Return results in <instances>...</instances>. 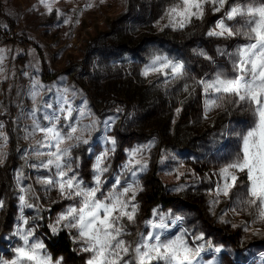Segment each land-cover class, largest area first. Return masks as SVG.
Wrapping results in <instances>:
<instances>
[{"label": "rangeland", "instance_id": "obj_1", "mask_svg": "<svg viewBox=\"0 0 264 264\" xmlns=\"http://www.w3.org/2000/svg\"><path fill=\"white\" fill-rule=\"evenodd\" d=\"M89 2L56 0L49 13L40 0H0V50L5 56L0 73V133L7 138L0 181L5 183L9 178V186L0 189V200L4 202L0 208V255H10L11 248L18 243L12 233L20 215L21 193L16 177L22 171L27 177L23 185H31L39 197L29 198L39 206V214L36 208L24 209L30 220L36 218V236L44 241L54 260L62 258L63 264H77L53 253L50 238L45 235L49 223L72 201L61 199L56 191L45 192L36 178L47 173L29 166L38 163L32 152L40 138L25 139L26 129L31 127L25 113L33 106L28 92L35 78L45 89L74 88L78 93L76 105L84 101L97 120L112 121L108 135L115 137L117 144L108 160L111 167L106 174L109 182L106 187L112 182V173L119 172L126 162L127 150L152 145L145 153L148 168L139 173L143 191L137 196V220L128 225L132 235L126 239L135 240L139 232H146L145 221L153 218L154 211L171 212L182 215L184 226L202 234L213 248H221L220 253L211 250L202 253L204 261L215 258L216 264H264V224L254 222L247 212H231L236 198L233 194L221 197L218 204L210 207L213 196L209 191L216 181L212 173L218 162L238 147L235 137H221L220 133L225 127L245 128L248 114L226 105L204 119L199 88L189 94L181 90L184 81L165 85L163 77L146 78L141 74L154 55L163 54L186 62L191 84L192 77L199 79L217 66L229 68L227 58L219 56L216 50L218 47L231 50L243 40L209 37L207 32L222 15L213 14L211 8H206L202 21L194 20L182 31L171 28L161 31L166 21H161L159 27L156 22L174 0H103V3L91 0L94 6L85 9ZM65 18H70L71 23L64 24ZM143 41L148 43L147 47L151 44L152 54L128 62L122 60L131 56ZM162 43L166 46L160 45L158 50L155 45ZM201 49L215 64L195 54L194 50ZM42 98L55 99L47 91ZM177 109H181L179 114ZM102 135V131L94 132L90 145L73 152L80 158L79 174L88 183L95 157L112 147L103 142ZM181 163L183 167L179 168ZM177 168L183 173L179 179ZM155 176L173 187L167 188L169 202L152 205L147 214L146 199L154 189ZM182 184L186 185L184 191L172 190ZM238 191L239 187L233 189L234 194ZM64 231L73 242L69 232ZM175 231L172 228L169 234ZM80 247L73 242V250L85 264L89 254L80 251Z\"/></svg>", "mask_w": 264, "mask_h": 264}, {"label": "snow or ice", "instance_id": "obj_2", "mask_svg": "<svg viewBox=\"0 0 264 264\" xmlns=\"http://www.w3.org/2000/svg\"><path fill=\"white\" fill-rule=\"evenodd\" d=\"M55 2L40 0L49 13ZM93 6L90 0L85 9ZM206 8H211L213 14L222 13L207 32L209 37L243 40L231 50L219 47L216 50L219 56L227 58L230 67L217 66L212 73H205L199 79L192 77L190 84L185 61L156 54L141 74L146 78L150 75L163 77L165 85L184 81L181 90L189 94L199 88L204 119L226 105L248 114L245 128L229 130L225 127L220 133L221 137H235L238 147L218 162L212 173L216 181L209 191L213 196L210 207L218 204L221 197L233 194L236 198L231 212H247L254 222L264 224V0H174L164 9L156 25L159 27L161 21H166L161 31L164 28L182 31L194 20L202 21ZM63 23L70 24L71 19L65 18ZM194 52L215 64L204 50ZM4 59L3 50H0V73ZM45 91L52 93L55 99L44 100ZM77 95L74 88L67 86L45 89L35 78L28 92L33 106L25 113L31 120L25 139L40 137L32 152L38 163L29 166L47 173L36 178L45 192L56 191L61 199L72 201L54 222L49 223V231L57 235L67 230L73 242L81 245L80 251L89 254L85 264H216L215 258L204 261L202 253L206 250L220 253L221 248H213L202 234L186 228L185 218L180 214L154 211L153 218L145 221L148 230L139 232L135 240L126 239L132 235L128 225L137 220V196L143 191L139 173L148 168L145 153L152 145L127 150L126 162L119 172L112 173V182L106 187L109 183L106 174L111 167L108 160L117 144L115 137L108 135L112 121L97 120L84 101L76 105ZM180 111L177 109V114ZM101 131L103 142L112 147L95 157L88 183L79 174L80 158L73 152L90 145L93 133ZM6 144L7 138L0 133V164L6 159L3 150ZM182 167L181 163L179 168ZM179 168L176 169L177 179L183 175ZM25 179L22 171L16 177L21 193L18 197L20 215L12 235L18 243L11 248L10 255H0V264H63L62 258L53 259L44 241L36 236V218L30 220L24 215L25 208H36L39 214V206L29 199L38 200L39 197L31 185H23ZM238 187V193L234 194L233 189ZM185 188L182 184L172 190L181 192ZM3 207L4 202L0 200V208ZM172 228L176 231L169 234ZM244 230L248 231V227Z\"/></svg>", "mask_w": 264, "mask_h": 264}, {"label": "trees", "instance_id": "obj_3", "mask_svg": "<svg viewBox=\"0 0 264 264\" xmlns=\"http://www.w3.org/2000/svg\"><path fill=\"white\" fill-rule=\"evenodd\" d=\"M147 42L143 41L138 49H135L133 51V53L131 54V56H129L128 58H123V61H129L130 59H136L138 56H145V55H150L152 54L154 51H149L151 49H153L152 47H150L151 44L148 45L147 47ZM162 45L161 47L164 48L166 45L162 44H157L155 45L157 48ZM158 50H160L158 48ZM171 52V51H169ZM133 60V61H134ZM154 179V189H152L153 191H151L152 193H150L146 199V203L148 204V207L146 209L147 214L149 213V209L152 205L160 202V203H168V198L167 197V188H171L173 187V185H170L168 183H163L159 178H157L156 176L153 178ZM9 181V178H8ZM7 182H3L0 181V189L3 190V188H7V186H9V183ZM179 184V183H178ZM176 184H174L175 186ZM45 235L50 238V243H49V247L51 249V251L55 254H62L65 257H67L68 259L72 260L73 262L77 263V264H83L82 261V257L80 255H78L74 250H73V242L70 239L68 233L66 231H61L59 232V234L57 235H52L48 229H45Z\"/></svg>", "mask_w": 264, "mask_h": 264}]
</instances>
